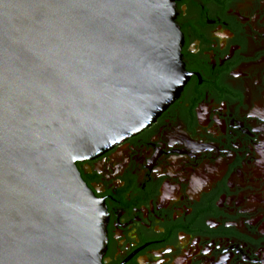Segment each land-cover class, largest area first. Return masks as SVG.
<instances>
[{
  "label": "water",
  "instance_id": "95a60500",
  "mask_svg": "<svg viewBox=\"0 0 264 264\" xmlns=\"http://www.w3.org/2000/svg\"><path fill=\"white\" fill-rule=\"evenodd\" d=\"M174 0H0V264H102L75 166L148 126L184 82Z\"/></svg>",
  "mask_w": 264,
  "mask_h": 264
},
{
  "label": "flooded vegetation",
  "instance_id": "af4514ba",
  "mask_svg": "<svg viewBox=\"0 0 264 264\" xmlns=\"http://www.w3.org/2000/svg\"><path fill=\"white\" fill-rule=\"evenodd\" d=\"M185 82L138 133L76 161L102 264H264V0H174Z\"/></svg>",
  "mask_w": 264,
  "mask_h": 264
}]
</instances>
